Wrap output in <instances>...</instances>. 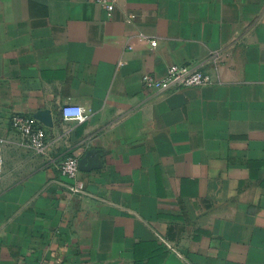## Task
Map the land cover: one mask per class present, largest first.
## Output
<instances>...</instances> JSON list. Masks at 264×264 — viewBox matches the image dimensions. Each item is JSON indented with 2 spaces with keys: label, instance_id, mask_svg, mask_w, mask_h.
<instances>
[{
  "label": "crops",
  "instance_id": "obj_1",
  "mask_svg": "<svg viewBox=\"0 0 264 264\" xmlns=\"http://www.w3.org/2000/svg\"><path fill=\"white\" fill-rule=\"evenodd\" d=\"M114 2L0 0V264H264V0ZM172 65L216 84L143 86ZM42 111L49 158L12 127Z\"/></svg>",
  "mask_w": 264,
  "mask_h": 264
},
{
  "label": "built area",
  "instance_id": "obj_2",
  "mask_svg": "<svg viewBox=\"0 0 264 264\" xmlns=\"http://www.w3.org/2000/svg\"><path fill=\"white\" fill-rule=\"evenodd\" d=\"M102 6L111 17L114 9V0H94ZM153 48L157 47L156 40H149ZM222 52H216L211 55L209 62L217 66L222 61ZM143 86L156 93H168L182 89L203 88L216 84L211 75L202 70L201 66L196 65H172L168 68L163 77L152 74H145L142 78ZM77 109H83L79 106H65L62 108V116L66 121L84 123L89 119L88 113L83 109L79 116L74 112ZM70 113H73L70 115ZM84 117L81 119L80 117ZM12 127L18 132L21 139V145L28 148L35 156L49 158L51 155L53 143L49 138L47 127L41 124L37 119L24 114H13L11 117ZM3 140L0 139V176L3 165L2 156ZM80 160L72 155H66L57 163V171L65 179L62 183L64 189L72 196L88 197L89 192L85 183L80 178Z\"/></svg>",
  "mask_w": 264,
  "mask_h": 264
},
{
  "label": "water",
  "instance_id": "obj_3",
  "mask_svg": "<svg viewBox=\"0 0 264 264\" xmlns=\"http://www.w3.org/2000/svg\"><path fill=\"white\" fill-rule=\"evenodd\" d=\"M41 124H43L45 127H52L53 122L49 111H42L38 112L35 117ZM87 163V160H82L79 165L80 169H83L84 165Z\"/></svg>",
  "mask_w": 264,
  "mask_h": 264
},
{
  "label": "clouds",
  "instance_id": "obj_4",
  "mask_svg": "<svg viewBox=\"0 0 264 264\" xmlns=\"http://www.w3.org/2000/svg\"><path fill=\"white\" fill-rule=\"evenodd\" d=\"M81 111H83V109H77V110H75V112H74V114L75 115H77V116H79V113L81 112ZM73 113H70V115H72ZM81 119H83L84 117H80Z\"/></svg>",
  "mask_w": 264,
  "mask_h": 264
}]
</instances>
